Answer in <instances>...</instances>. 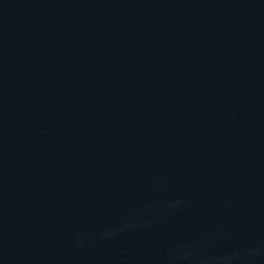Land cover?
I'll return each mask as SVG.
<instances>
[{"label":"water","instance_id":"95a60500","mask_svg":"<svg viewBox=\"0 0 264 264\" xmlns=\"http://www.w3.org/2000/svg\"><path fill=\"white\" fill-rule=\"evenodd\" d=\"M0 264H264V0H0Z\"/></svg>","mask_w":264,"mask_h":264}]
</instances>
